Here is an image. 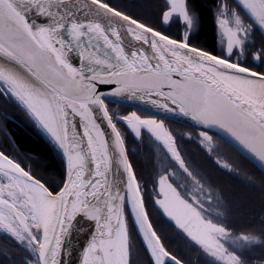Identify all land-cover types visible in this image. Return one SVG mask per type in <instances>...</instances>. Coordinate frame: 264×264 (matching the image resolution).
<instances>
[{
    "label": "snow or ice",
    "instance_id": "obj_1",
    "mask_svg": "<svg viewBox=\"0 0 264 264\" xmlns=\"http://www.w3.org/2000/svg\"><path fill=\"white\" fill-rule=\"evenodd\" d=\"M231 4L232 0L231 3L218 0L217 4L218 39L224 51L208 53L226 64L233 63L238 51L243 53L250 34L245 20L264 36V0H235V8ZM140 7L147 5L138 0H129L126 5L116 0H0V240L11 241L17 247L26 241L34 257L26 264H69L64 237L72 223L82 219L92 227L78 264H108L103 253L104 230L95 217L81 212L69 220L58 214L66 200L73 199V189L82 190L83 202L89 208H100L106 203L105 195L110 191L108 173L99 160L91 158L90 126L102 131L109 148L115 125H123L137 137L152 131L145 125L153 121L136 112L113 115L107 104L102 103L106 97L139 96L142 103L195 121L199 128L197 135L207 133L198 141L206 154L207 147L212 146L213 129H222L235 138L239 123L247 120L264 136V96L255 102L229 94L215 80L185 75L179 68H173L165 56L150 55V49L145 47L144 41L153 33L190 44L188 33L198 20L191 0H163L157 5L158 17L151 23L134 11ZM99 15L118 20L130 42L124 41L115 26L98 19ZM174 18L185 25L183 37H174L162 27ZM138 29L144 35H138ZM101 42L105 47H101ZM252 55L253 60L264 65V48ZM235 63L246 69L241 75L252 73L264 86L261 79L264 67L253 69L240 60ZM96 64L103 67L97 69ZM224 70L234 72L230 68ZM17 109L36 121L62 147L65 161L58 180H45L24 162L23 148L10 124ZM254 109L259 110V120L254 118ZM98 112L103 115L97 116ZM155 120L163 123L159 117ZM171 135L175 137V133ZM115 139L123 140L118 129ZM124 154L126 157V145ZM170 154L174 162H181L183 172L188 165L179 145L170 149ZM257 156L264 161V152ZM123 167L125 171L131 168L135 175L130 159L124 160ZM166 180L181 190L175 172L168 173ZM163 183L164 180L158 181ZM164 195L163 190L157 193L160 199ZM152 205L160 213V220L176 227L164 208L155 200ZM145 214L153 234L160 239L156 229L159 221H153L147 202ZM39 219H44L42 228L35 223ZM181 232L187 238L182 229ZM241 238L246 240L247 235L241 234ZM189 242L195 245L194 241ZM141 244L148 264H177V261L184 264L182 257L164 248L162 240L161 256L150 250L144 238ZM220 258L224 264H241L242 260L240 254H221ZM0 264L4 261L0 260ZM127 264H134L131 247Z\"/></svg>",
    "mask_w": 264,
    "mask_h": 264
},
{
    "label": "flooded vegetation",
    "instance_id": "obj_2",
    "mask_svg": "<svg viewBox=\"0 0 264 264\" xmlns=\"http://www.w3.org/2000/svg\"><path fill=\"white\" fill-rule=\"evenodd\" d=\"M155 1L156 5L163 2V0ZM127 2L129 3V0ZM217 4L218 0H215L211 5L210 14L214 52L222 53L224 45L219 42L216 24ZM193 11L197 13L194 8ZM158 15V9L154 15L147 14L145 22L151 23ZM245 23L249 26L250 34L243 46V53L238 51L233 56V63L240 60L253 69L264 67L253 60L252 54L259 51L262 45L254 35L252 26L246 20ZM200 24L198 14L196 26L188 33L187 39L190 44H186L206 52H213L199 44L200 41L198 42ZM162 27L174 37L177 35L183 37L186 31L185 25L176 18ZM107 107L113 115L122 116L126 112L131 115L132 112H136L141 117L153 121L151 125H145L152 131L145 132L139 137L123 125H115V127L123 137L124 146L127 147V157L132 161V167L135 169V178L144 207L147 202V206L154 208L153 200L162 208L179 201V205L190 209L196 221L201 224V228H198V232L203 233L201 239L190 238L187 234L186 238L179 227L172 226L175 234L181 239L180 245L190 248L189 253L192 254L190 264H224L220 258L221 254H240L241 264H264V207L259 201V196L264 194V174L214 135L210 138L212 146H206L208 151L206 154L201 150L198 141L207 133H200L198 136V129L165 119H160L163 121L160 124L155 120L157 117L134 108L116 104H107ZM16 111L10 120L11 126H21L20 119L25 116L19 109ZM168 129H171V132ZM171 133H175V137ZM189 136L191 140L187 139ZM176 145H179V149L184 153L183 159L188 165L183 172L180 170L183 167L181 162H174L170 154V149L175 148ZM170 172H175V180L181 185V190L166 180V175ZM159 180H164V183L158 184ZM161 190L165 193L163 199L157 197V193ZM251 195L258 198L254 199L257 201L252 205L246 199ZM154 213L160 220V213L156 209ZM241 234H246L247 239H242ZM189 240L194 241L196 246ZM26 245L24 242L17 247L11 241L0 240V260H3L4 264H19L23 250L25 253L23 260L26 264L27 260L34 259Z\"/></svg>",
    "mask_w": 264,
    "mask_h": 264
},
{
    "label": "water",
    "instance_id": "obj_3",
    "mask_svg": "<svg viewBox=\"0 0 264 264\" xmlns=\"http://www.w3.org/2000/svg\"><path fill=\"white\" fill-rule=\"evenodd\" d=\"M97 18L102 20L105 25L110 23L112 26H115L123 36L124 41L130 42V37L126 34L125 27L118 20L103 15H99ZM137 34L144 35V32H140L138 29ZM144 43L145 47L150 49V55L158 54L165 56L173 68H179L185 75H194L202 79L215 80L229 94H237L243 96L245 99H252L255 102H259L260 98L264 96V87L257 96H253L221 76L222 73H227L253 78L252 73L241 75L246 72V69L235 63L226 64L225 61L208 56L209 52L189 46L185 42L174 39L168 40L167 37L160 36L158 33H153L152 36L147 37ZM101 47H105L102 42ZM95 67L101 69L103 66L96 64ZM226 68L234 69V72L225 71L224 69ZM103 78L106 79L107 76L105 75ZM261 79L264 80V78ZM102 103L134 108L154 117L182 123L199 130L195 121L178 114L171 115L162 108L150 103H142L139 96L132 98H127L126 96H108ZM254 111V118L259 120V110L254 109ZM102 115V112L97 113V116ZM36 124L38 125L37 122ZM109 127L112 128L113 126L109 125ZM39 128L57 148L64 166L65 153L62 147L54 138L49 137L40 126ZM116 129V127L113 128V136L111 138L112 147L109 148V142L104 140L102 131L90 126L92 133L90 141L91 158L93 160H99L101 168L108 173L107 178L110 191L105 195L106 203L100 208H89L83 202L82 190L78 191L77 189H73V199L66 200L64 208L58 210L61 219L67 217L70 220L72 216L81 212L95 217L104 230L105 248L103 249V253L104 259L108 264H118V238L122 224L124 223L126 227V211L128 214L129 212L131 213L130 218L136 233L139 231V238H144L150 250L155 252L157 256L164 254V249L160 247V241L153 234L148 216L145 214L143 199L135 175L132 174L131 168L125 171L123 167V162L128 157H125L124 154L125 146L123 140L115 139ZM212 131L214 132V136L231 146L264 174V161L257 156V153L264 152V136L260 135L255 125L247 120L240 122L235 138L222 129H213ZM76 162L79 163V160ZM175 202L177 203L174 205L167 204L163 207L165 209V215L173 220L176 226L182 229L190 238L201 239L203 233L198 232L201 224L196 221L194 214L187 207L179 205V201ZM91 227L92 225L89 222L82 219L79 222L72 223V226L68 229V235L64 237V248L69 253L67 257L69 264H78L79 253L86 243L87 235L91 231ZM177 264H180V262L177 261Z\"/></svg>",
    "mask_w": 264,
    "mask_h": 264
},
{
    "label": "trees",
    "instance_id": "obj_4",
    "mask_svg": "<svg viewBox=\"0 0 264 264\" xmlns=\"http://www.w3.org/2000/svg\"><path fill=\"white\" fill-rule=\"evenodd\" d=\"M120 4H128L127 0H116ZM215 0H191L193 8L197 11L200 16V29L198 32V42L202 44L204 48L210 51H214V37L213 29L211 23V5L214 4ZM138 3L141 5H147V7L135 8L134 11L141 16L142 20L145 21V16L147 14H156L157 5L155 0H139ZM231 3V0H230ZM231 6L235 8V1L232 0ZM250 25L251 23L246 20ZM252 26V25H251ZM253 28V26H252ZM254 35L260 40L262 48H264V37L261 35L258 29L253 30ZM21 126L14 125L12 130L14 135L18 138L22 148L23 154L25 156L24 162L31 166V170L35 172L38 176H43L45 180H58L60 178L59 174L63 169V162L55 145L50 141V139L41 131V129L36 125V123L29 119L26 115L22 116L20 119ZM251 205L255 203V198L253 195L246 198ZM259 201L261 206L264 207V194L259 196ZM149 212H151L152 219L156 223V229L159 232L160 241H163V245L176 257H182L183 262L190 264L191 255L189 252V246H181L180 238L175 234V229L158 220L157 214H155V209L148 206ZM126 223L128 231V239L130 242V234L132 233L136 236L138 243V264H148L147 257L144 253L143 245L141 244V239L139 238L132 220L128 213H126ZM24 251L22 250L19 264L24 263Z\"/></svg>",
    "mask_w": 264,
    "mask_h": 264
},
{
    "label": "bare ground",
    "instance_id": "obj_5",
    "mask_svg": "<svg viewBox=\"0 0 264 264\" xmlns=\"http://www.w3.org/2000/svg\"><path fill=\"white\" fill-rule=\"evenodd\" d=\"M221 76L230 83H233L237 87L243 89L244 91H246L247 93L253 96H257L264 87L261 85L260 81H257L254 78L227 74V73H222ZM42 129L44 130V128ZM45 132L48 134L49 137L53 138L47 131ZM35 223L39 224V226L42 228L43 219H39ZM128 250H129L128 236H127L125 224L123 223L118 238V264H127Z\"/></svg>",
    "mask_w": 264,
    "mask_h": 264
},
{
    "label": "rangeland",
    "instance_id": "obj_6",
    "mask_svg": "<svg viewBox=\"0 0 264 264\" xmlns=\"http://www.w3.org/2000/svg\"><path fill=\"white\" fill-rule=\"evenodd\" d=\"M26 244H27V242H26ZM129 247H131L132 257H133L134 264H138L137 261H138V249H139V247H138V243H137L136 236H134L132 233L130 234ZM27 250H28V247H27Z\"/></svg>",
    "mask_w": 264,
    "mask_h": 264
}]
</instances>
